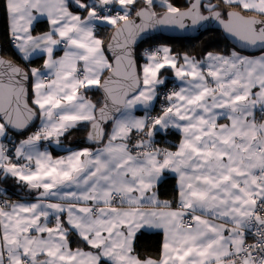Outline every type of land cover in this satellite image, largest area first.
<instances>
[{
  "label": "snow or ice",
  "instance_id": "1",
  "mask_svg": "<svg viewBox=\"0 0 264 264\" xmlns=\"http://www.w3.org/2000/svg\"><path fill=\"white\" fill-rule=\"evenodd\" d=\"M3 6L15 53L26 63L46 58L26 68L0 55V139L40 120L12 149L0 143V173L37 193L34 202L0 201V264H264V122L255 115H264V0ZM41 17L49 30L35 34ZM212 22L260 54L210 51L197 59L161 46L139 54L146 62L138 67L137 48L156 39V29L195 31ZM100 25L115 29V43L99 38ZM166 66L180 83L163 92L165 106L152 116ZM81 90L101 91L102 102ZM81 124L91 126L87 139L98 147L54 159L42 145L59 146ZM169 128L181 135L175 151L154 143L155 132ZM167 171L178 179L175 206L153 191ZM157 231L158 257H141L135 242ZM73 236L89 250H73Z\"/></svg>",
  "mask_w": 264,
  "mask_h": 264
},
{
  "label": "trees",
  "instance_id": "2",
  "mask_svg": "<svg viewBox=\"0 0 264 264\" xmlns=\"http://www.w3.org/2000/svg\"><path fill=\"white\" fill-rule=\"evenodd\" d=\"M172 2L181 8H184L187 6L185 0H172ZM4 0H0V9H1V19H0V42L2 45V53L14 60L19 65L30 68V67H36L38 65H41L43 62V58H35L30 60L29 62L23 61L20 56H18L15 51L12 49L10 44V36L7 32L8 27V18L6 10L4 9ZM157 11L162 12L163 9L157 7ZM49 29V25L46 21H39L35 26L34 30L35 32H42ZM113 27H100L98 29L99 38L103 39L105 41V44L107 45L109 38L111 36V33L113 32ZM156 39L153 40H147L146 42L140 44V46L137 48L138 53V67L142 66V64L145 62L144 58H139V54L144 53L146 49H154L160 45H169L172 49V52L176 54H185L187 53L191 57H195L197 59H203L205 53L207 52H214V53H220V54H228L232 50H235L234 47L229 43V41L225 38L223 33L221 31L217 30H210L206 31L205 33L195 37V38H168L162 35H156ZM160 78L166 77V88L161 89V95L160 99L158 100L155 111H159L160 108L163 106V99H162V93L165 90L170 89V87L173 85V83H176V80L172 74V71L169 68H163L159 75ZM176 85V84H175ZM87 97H89L91 100H93L95 103L102 102L103 97L99 91H87L85 92ZM31 103V101H29ZM39 126V119L35 121V123L29 127L23 135H17L15 132L9 131V137L10 139H5L4 143L5 146L9 149H12L14 145H17L18 142L22 139H25L28 135H31L37 130V127ZM89 124H81L78 125L77 128L71 130L69 133H66L64 136H62L60 145L50 146L51 150L54 152V154H59L63 152H67L68 149H78L84 145H88L85 140L89 129ZM110 127V126H109ZM142 135V134H141ZM154 135H156L159 140H156V144L159 145H165L169 147L170 149H173L174 146L179 141V134L174 131H169L165 134H161L159 132H156ZM133 140L132 142H134ZM50 141H43L42 145L47 144ZM90 146V145H88ZM95 146V145H91ZM0 189L3 190V193H0V196H3L5 200L12 201L16 198H24V196L27 194V188L20 184L15 178L11 177L10 175L5 177L3 173H0ZM159 192L160 196L162 198H168V199H176L177 196V188H176V182L175 178L173 176H168V178L163 182L159 184ZM24 191V192H23ZM23 194V196H22ZM75 241V237H72V242ZM135 248L137 253L141 257L150 256L152 258L158 257L161 246H162V233H152L148 234L145 233V235L141 238H139L135 242Z\"/></svg>",
  "mask_w": 264,
  "mask_h": 264
},
{
  "label": "crops",
  "instance_id": "3",
  "mask_svg": "<svg viewBox=\"0 0 264 264\" xmlns=\"http://www.w3.org/2000/svg\"><path fill=\"white\" fill-rule=\"evenodd\" d=\"M70 10H72V11H76V9L75 8H72V9H70ZM39 21H46V19L45 18H43V17H41L40 18V20ZM37 24V23H36ZM35 24V25H36ZM34 25V26H35ZM100 27H110V26H107V25H100V26H98V29H100ZM97 29V30H98ZM49 30V29H48ZM48 30H46V31H48ZM42 32H44V31H42ZM39 33H41V32H39ZM35 34H38V32H35ZM161 46H167V47H169V48H171L169 45H160V46H158V47H161ZM157 48V47H156ZM155 49V48H154ZM236 50V49H235ZM233 51V50H232ZM172 54L173 55H180V56H182V54H176V53H174V52H172ZM55 55L57 56V57H60V56H62L63 55V51H62V49H57V51H56V53H55ZM242 55H256V54H242ZM35 58H43V61H44V59L46 58V57H44V56H34V57H32V59H35ZM31 59V60H32ZM145 62H146V60H145ZM144 62V63H145ZM143 63V64H144ZM180 63H182V61H180ZM142 64V65H143ZM42 65H43V62L41 63V65H38V66H36V67H42ZM165 68H169L171 71H172V74H173V76H174V78H175V80H176V86H175V88H177L178 89V86H179V80L175 77V72H174V70L173 69H171L170 67H168V66H166ZM162 70V69H161ZM160 75V74H159ZM166 77H162L161 79H165ZM81 93L83 94V95H85L86 97H87V95L85 94V92L83 91V90H81ZM88 99H90L89 97H87ZM91 100V99H90ZM93 103H95L93 100H91ZM158 102V101H157ZM157 102H155V104H154V110H155V106H156V104H157ZM161 109L162 108H160V110L159 111H155L154 112V110H152L151 111V115L152 116H158V115H160L161 114ZM135 115L137 116V117H143L144 116V112L142 111V110H137L136 112H135ZM255 115H256V119H257V122H264V115H262L259 111H257L256 113H255ZM220 123H226L227 121H225V120H220L219 121ZM39 124H40V120H39ZM174 131V132H176V133H178L179 134V136H180V138H179V141L177 142V144L176 145H178L179 144V142H180V139H181V135H180V133L176 130V129H173V128H169L168 130H167V132H169V131ZM156 132H159V133H161V134H165V131L163 130V129H161L160 131H156ZM155 132V133H156ZM166 132V133H167ZM61 138H62V136L59 138L60 139V141H61ZM155 140H159V138L155 135ZM4 141H5V139H0V143H3L4 145H5V143H4ZM51 144L52 145H55V146H57L56 145V143H55V141L54 140H51L50 142H48L47 144H45V145H47L48 146V149H49V151H51V155L53 156V158L54 159H58V158H60V157H62V156H67L68 155V151L67 152H63V153H59V154H54V152L51 150V148H50V146H51ZM44 145V144H43ZM99 145H95V146H88V145H84V146H82V147H80V148H78V149H72V150H81V149H83V148H96V147H98ZM42 150H43V147H42ZM171 151H175V147L173 148V149H171ZM166 177H168V176H173L174 178H175V182H176V188H177V184H178V179H177V177H176V175L174 174V173H172L171 171H167V172H165V173H163ZM159 184L160 183H157L156 185H155V187L153 188V191H155L156 193H157V196H158V199L159 200H161V201H172L173 202V204H174V206H175V203H176V201L178 200V191H177V196H176V199H168V198H162L161 196H160V190H159ZM27 190V194L24 196V198L27 200V201H29V202H34V198H35V196L37 195V193L35 192V191H33L31 194H29V192H28V189H26ZM24 192V191H23ZM0 193H3V190L2 189H0ZM22 196H23V194H22ZM9 202V201H8ZM12 202H23V200H22V198H16V199H13L12 201H10L9 203H12ZM63 219V218H62ZM49 226H53L52 224H50ZM226 227H231V225H226ZM154 233H159V231H157V232H154ZM160 233H162V232H160ZM75 237V236H74ZM162 242H163V233H162ZM70 247L73 249V250H75V249H77V248H80V249H83L84 251H88L89 250V247L86 245V244H84L83 242H81L80 240H79V238L78 237H75V241L74 242H72V237H70Z\"/></svg>",
  "mask_w": 264,
  "mask_h": 264
},
{
  "label": "water",
  "instance_id": "4",
  "mask_svg": "<svg viewBox=\"0 0 264 264\" xmlns=\"http://www.w3.org/2000/svg\"><path fill=\"white\" fill-rule=\"evenodd\" d=\"M186 1V4H187V0ZM0 19H1V9H0ZM210 30H217V31H221L223 33V35L225 36V38L229 41V43L234 47V49L242 52V53H245V54H257L259 53L258 51H255V50H251V49H248V50H245L242 48V46H240L239 44H237V42L230 36H228L226 33L223 32L222 29H220L216 24L215 22H212L211 24H206L204 26V28H198L197 30L193 31L191 29H188V30H182V29H179V28H172V27H165V28H159V29H156L154 32L151 33V35L153 36H156V35H162V36H165V37H168V38H195L203 33H205L206 31H210ZM115 33V29L113 30V32L111 33V36L109 38V41L108 43H115L113 41V35ZM107 43V44H108ZM0 55H3L5 59H10L8 57H6L3 53H2V45H1V42H0ZM113 64L115 63L114 61H111ZM18 64V63H17ZM138 65V63H137ZM103 97V93L101 91H99ZM30 103V102H29ZM37 120V119H36ZM35 120V121H36ZM35 121L33 122V124L35 123ZM31 127V126H30ZM11 131V130H10ZM89 131H91V126H89V129H88V133ZM14 132V131H12ZM16 133V132H15ZM88 133H87V136H86V140L85 142L88 144V145H96V144H93L91 141H89L87 139L88 137Z\"/></svg>",
  "mask_w": 264,
  "mask_h": 264
},
{
  "label": "built area",
  "instance_id": "5",
  "mask_svg": "<svg viewBox=\"0 0 264 264\" xmlns=\"http://www.w3.org/2000/svg\"><path fill=\"white\" fill-rule=\"evenodd\" d=\"M156 49V48H155ZM154 50V49H153ZM175 83H173V85L170 87V89L168 90H165V91H171L173 88H175ZM164 91V92H165ZM162 99L164 100V96H163V93H162ZM136 141L132 142L133 144L135 143ZM154 143H155V146L158 147V148H165V149H168V150H171L169 147L165 146V145H159V144H156V140H155V135H154ZM4 201V197L3 196H0V201ZM248 243H253L254 242V239L252 237H248Z\"/></svg>",
  "mask_w": 264,
  "mask_h": 264
},
{
  "label": "rangeland",
  "instance_id": "6",
  "mask_svg": "<svg viewBox=\"0 0 264 264\" xmlns=\"http://www.w3.org/2000/svg\"><path fill=\"white\" fill-rule=\"evenodd\" d=\"M236 51H238V50H236ZM239 52H240V51H239ZM241 54H245V53H242V52H241ZM259 54H260V53H257L256 55H259ZM1 201H2V200H1Z\"/></svg>",
  "mask_w": 264,
  "mask_h": 264
}]
</instances>
